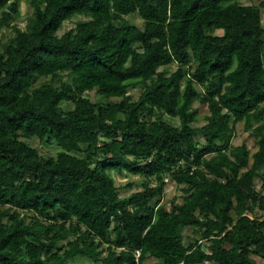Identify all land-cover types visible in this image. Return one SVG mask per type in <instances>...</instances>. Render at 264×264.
<instances>
[{
  "label": "trees",
  "instance_id": "16d2710c",
  "mask_svg": "<svg viewBox=\"0 0 264 264\" xmlns=\"http://www.w3.org/2000/svg\"><path fill=\"white\" fill-rule=\"evenodd\" d=\"M258 1L0 0V264H264Z\"/></svg>",
  "mask_w": 264,
  "mask_h": 264
},
{
  "label": "rangeland",
  "instance_id": "374dc122",
  "mask_svg": "<svg viewBox=\"0 0 264 264\" xmlns=\"http://www.w3.org/2000/svg\"><path fill=\"white\" fill-rule=\"evenodd\" d=\"M20 1V7H21V12L18 15V18L15 22H17V24H19L22 28L26 27L27 21H28V17L29 15L32 14L33 12V8L30 5V0H19ZM246 3H250L251 0H245ZM253 2H259L258 0H253ZM83 17H74L71 20H68L65 22V24L63 25L62 29L60 30V34L65 33L67 30L73 28L76 26L77 22L79 19H81ZM263 18H264V13H263ZM132 20L139 24L142 25L143 21L138 17V15H134L132 17ZM218 33H222V30H219ZM13 34V30L11 27H5L3 29V39L6 41L8 40V38ZM172 69H175L176 66L172 65L171 66ZM139 90H134L132 91V93L137 96L139 94ZM94 96V95H93ZM196 105H198L196 103ZM200 112L202 113V115H205L208 112V107L207 105H201L200 106ZM173 121H176L175 119H173ZM206 120L204 118H202L200 120L199 123H204ZM246 142L248 144V146L250 148L256 149L255 147V138L252 137L249 132L245 131L243 128V123H238L237 124V134L234 138V144H241ZM31 143L34 146H38L40 148V150L44 153V154H49V155H56L57 152L59 151V147L56 144H49L47 142H42L41 140L34 138L31 140ZM116 178H117V183L121 186L127 184L128 182H133V181H140V176L138 175H134L131 173H128L126 175H118L115 174ZM142 184L138 183L136 184L134 187L132 188H122L121 193L122 194H128L132 191H136L139 189H142ZM257 187L259 189H262L264 192V185L263 182L260 179H257ZM182 195H183V191L181 189V185L177 184L174 180L172 179H168V182L166 184V189H165V194L162 196V201L168 202L170 203L172 200H177V201H181L182 200ZM171 205V204H170ZM261 216L264 218V210H259ZM188 232L191 234V230L188 229ZM260 258V257H258ZM261 259V258H260ZM262 261V260H261ZM90 261L87 259H80L78 260V264H86L89 263ZM147 264H157V261L154 258H150L147 262Z\"/></svg>",
  "mask_w": 264,
  "mask_h": 264
},
{
  "label": "built area",
  "instance_id": "2783aa9c",
  "mask_svg": "<svg viewBox=\"0 0 264 264\" xmlns=\"http://www.w3.org/2000/svg\"><path fill=\"white\" fill-rule=\"evenodd\" d=\"M138 254H139V252H138Z\"/></svg>",
  "mask_w": 264,
  "mask_h": 264
}]
</instances>
